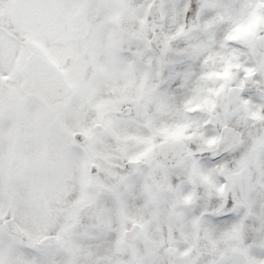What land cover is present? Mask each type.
Listing matches in <instances>:
<instances>
[{"label":"snow or ice","instance_id":"obj_1","mask_svg":"<svg viewBox=\"0 0 264 264\" xmlns=\"http://www.w3.org/2000/svg\"><path fill=\"white\" fill-rule=\"evenodd\" d=\"M0 264H264V0H0Z\"/></svg>","mask_w":264,"mask_h":264}]
</instances>
